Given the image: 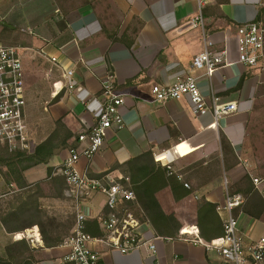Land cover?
<instances>
[{
	"label": "crops",
	"instance_id": "1",
	"mask_svg": "<svg viewBox=\"0 0 264 264\" xmlns=\"http://www.w3.org/2000/svg\"><path fill=\"white\" fill-rule=\"evenodd\" d=\"M60 3L0 0V26L5 27L2 23L6 22L12 27L5 31L22 49L26 115L37 145L46 141L61 121L74 135L68 140L69 147L77 146L79 135L95 122L103 83L112 72L116 85L126 94L124 127L109 131L102 151L91 160L82 158L79 171L99 175L146 152L171 169L180 166V171L194 158L193 162L201 161L204 167L217 162L219 175L205 181L196 195L176 202L170 188L159 191L156 198L162 210L167 214L163 196L173 204L186 202L196 208L201 197L217 207L223 205L226 177L231 191L245 199L235 210L241 234L247 235V241L264 236V192L253 183V178L264 179V58L256 67L240 64L236 38L239 25L257 20L264 23V0H211L203 9L206 31L215 49L227 51L229 64L214 73L210 84L201 77L202 72L194 74L207 97L213 91L238 107L218 126L213 125L210 113L195 116L188 99L157 104L151 94L152 85H170L189 71L194 56L203 50L201 29L189 24L198 13L197 0H81L75 7ZM41 49L57 57L64 68L75 70L77 90L52 96V84L61 72L49 76L51 64L38 54ZM48 126L51 130L46 133ZM68 148L48 164L23 173L30 189L40 179L61 183V197L55 200L65 214L71 206L63 196L64 180L59 175L48 176V168L59 166ZM188 174L184 172V176ZM8 185L10 194L19 191L15 182ZM40 197L43 200L44 196ZM88 208L93 217L101 214L104 197H94ZM224 216L219 215L221 219ZM96 225L92 220L88 223L90 234L99 230ZM33 227L38 225L24 232ZM13 231L9 233L0 220V256L14 241L13 235L20 234ZM142 232L147 239L157 238L149 220ZM155 244V256L146 249L123 255L100 246L101 264H220L216 252L170 231ZM35 248V264H60L68 252L60 246L46 248L44 242Z\"/></svg>",
	"mask_w": 264,
	"mask_h": 264
},
{
	"label": "built area",
	"instance_id": "2",
	"mask_svg": "<svg viewBox=\"0 0 264 264\" xmlns=\"http://www.w3.org/2000/svg\"><path fill=\"white\" fill-rule=\"evenodd\" d=\"M209 2L211 0H197L198 13L189 21L190 25L201 29L203 33V50L194 56L189 71L170 85H152L151 94L153 102L157 104L188 99L195 116L210 113L214 120L213 125L218 126L222 118L236 113L238 107L236 102L225 101L213 91L207 97L198 83L199 77L194 74L202 72L201 77L207 79L210 84L214 73L229 64L227 51L215 49V42L206 31L203 9ZM236 38L238 62L250 67L258 66L264 58V23L257 20L239 25ZM38 54L51 64L49 76L54 72H61L60 79L52 84V96L57 97L64 91L72 92L78 89L74 69L64 68L57 57L49 55L44 49ZM99 98L101 107L94 124L87 132L79 135V144L70 146L67 157L59 166L54 167L53 174L61 176L64 180L63 196L70 203L75 217L70 235L60 245L68 249L60 264H101V252L98 250L100 246L123 255L141 249H146L153 256L157 254L155 240L160 237H144L142 227L147 221L143 220L130 176L118 170L100 177H91L87 172L78 169L82 158L91 160L102 151L109 131L124 127L122 108L126 102V94L116 85L112 72L103 83ZM26 106L22 49L0 43V148L9 154H33L37 147L27 120ZM253 183L256 189L264 192V179L253 178ZM185 187L189 188V184L185 183ZM224 189V204L217 207L218 214L225 215L221 219L222 235L211 241H206L201 236H180L203 245L209 252H216L220 264H264V236L247 241V235L241 234L239 229L235 210L244 204V197L231 191L226 177ZM97 195L104 197V210L93 217L88 205ZM91 220L97 223L100 235L94 236L88 232V223ZM194 227L199 230L197 225ZM13 239L31 241L34 247L43 246L42 234L38 227L14 234Z\"/></svg>",
	"mask_w": 264,
	"mask_h": 264
},
{
	"label": "trees",
	"instance_id": "3",
	"mask_svg": "<svg viewBox=\"0 0 264 264\" xmlns=\"http://www.w3.org/2000/svg\"><path fill=\"white\" fill-rule=\"evenodd\" d=\"M6 29L7 28L4 27V30ZM57 126L59 127V129H56L55 132L46 141L37 145L33 154L8 153L10 155L9 157L5 159L0 158V163L6 166L9 177H11L13 179V182L16 183L19 191H23V189L26 188H28L26 190L30 189L23 176V173L26 170L39 166L41 164H48L51 158L69 147L68 140L74 136L73 133H71L61 121L57 122ZM62 129L65 130L66 135L63 139L58 141L57 135ZM155 161L156 160L154 159L152 153L146 152L141 157L133 159L125 163L124 165H115L112 170L108 172L99 175H89L91 177H100L102 175H105L106 173H111L118 170L121 171V173H123L124 175H128V173H130L132 176L130 177L132 181V188L136 193L137 200L140 205V210L143 213V220H149L157 237H160L165 233H169V231L176 236H180V234L189 235L196 238L201 236L206 241H211L217 238V236L215 237V235L221 236L223 233V227H221L222 221L218 215L216 204L207 202L206 200L203 201V205L208 208L209 212L217 213L218 224H220V229L217 231H214L212 229L209 231L206 227H203V230L199 228V232V230L194 227V222L197 218L195 214H192V216L188 219L181 216V213L183 212L182 204L186 202L174 203L170 216L164 213L161 205L156 198V194L159 191L165 188H170L173 192V196L176 202H179L180 200L186 198L191 193L190 191L185 189L184 185L180 183L175 176L169 174L166 175L165 173L158 172L157 170L154 171L151 167L155 166ZM53 173L54 168H48V176H51ZM134 184L139 187L135 189ZM60 197L61 196L58 195L57 198ZM33 210H36L37 212L38 203L34 202L33 196L28 195L27 198H22L20 200V203L13 204L9 211L5 213H2V211H0V220L9 233L15 232L13 230H18L17 232H23L26 228L32 227L34 225H40V223L29 216L30 214H32ZM22 217H24L25 220L28 219L25 221V224L21 225L15 223L16 220H21ZM74 222L75 217L73 216V224L71 229L74 226ZM92 235H100L99 230L94 232ZM42 239L44 242V247L46 248L58 247L64 241V238L52 239L48 236L46 237V235H43ZM17 242L20 245H26L24 239ZM17 242L14 241L6 247L5 256H0V264H12L13 256L11 246H13V244H16ZM24 264L30 263L24 262Z\"/></svg>",
	"mask_w": 264,
	"mask_h": 264
},
{
	"label": "rangeland",
	"instance_id": "4",
	"mask_svg": "<svg viewBox=\"0 0 264 264\" xmlns=\"http://www.w3.org/2000/svg\"><path fill=\"white\" fill-rule=\"evenodd\" d=\"M80 1L81 0H60V4L75 7L80 3ZM2 29H4V27L0 26V43L3 45L17 46V39H11V36L7 33V31ZM57 127L58 126H56L55 129H59V127ZM34 128L37 131L38 125L36 124ZM45 130L46 133H49L51 130V126L45 127ZM65 135V130H60V133H58L57 135L58 141L63 139ZM36 141L37 143L39 142L38 139H36ZM212 155H215V153H212ZM9 156L10 155L6 153L3 148H0V158L5 159ZM202 157H204V155H202ZM194 160L195 158L190 160L188 163L183 164L182 171H180V166L171 169L167 167V164H162L156 161L155 166H152L151 168L154 171L157 170L158 172H163L166 175L169 174L175 176L177 180L184 185V187L185 183L189 184V188L185 187V189L190 191L191 194L193 193L196 195V192L199 191L200 188H202V185L205 181L212 180L219 175V170L217 169V162H213L212 164L204 167L203 162H193ZM184 172H189L188 176H184ZM182 173L183 177L180 178L178 174ZM128 175L132 177L130 173H128ZM10 181H13V179L9 177L6 166L0 163V211H2V213L9 211L13 204L20 203V200L22 198L25 199L28 195H30L33 196L34 202L38 203V210L37 212L36 210H33L32 214H30L29 216L40 223L38 227L40 228V230L42 227V234L52 239H65L70 235L71 227L73 224L72 211L70 210V213L68 212L67 214L63 213L60 207V203L55 200V198L58 197L59 190L62 188L61 183H53L52 180L40 179L30 190L18 191L16 189L17 192L10 194L9 189H11V187L9 185L7 186ZM137 187L139 186L135 185V189ZM42 195L44 196L43 200L40 199V196ZM204 200V197L196 200L197 208L193 207L195 204H193L192 207L191 205H188L186 203L182 204L183 212L181 213V216L188 219L192 216V214H195L197 218L194 222V225H197L201 230H203V227H206L209 231L211 229L217 231L220 229V224H218L217 220V213L209 212L208 208L203 205ZM163 201L165 205V211L168 216H170L173 208V203L168 201L166 196H163ZM26 220L24 217H22L21 220H16L18 222L15 221V223L22 225L25 224ZM19 233H24V231ZM25 243L26 245H20L17 242L16 244H13V246H11L13 256L12 264H24V262L30 264L36 263L35 251H37V248L32 246L31 241L25 240Z\"/></svg>",
	"mask_w": 264,
	"mask_h": 264
},
{
	"label": "water",
	"instance_id": "5",
	"mask_svg": "<svg viewBox=\"0 0 264 264\" xmlns=\"http://www.w3.org/2000/svg\"><path fill=\"white\" fill-rule=\"evenodd\" d=\"M2 25L5 26V27H10V28H12V27H11L9 24H7L6 22H3Z\"/></svg>",
	"mask_w": 264,
	"mask_h": 264
},
{
	"label": "bare ground",
	"instance_id": "6",
	"mask_svg": "<svg viewBox=\"0 0 264 264\" xmlns=\"http://www.w3.org/2000/svg\"><path fill=\"white\" fill-rule=\"evenodd\" d=\"M30 233V232H29ZM21 234V233H20ZM39 241H41V240H39Z\"/></svg>",
	"mask_w": 264,
	"mask_h": 264
}]
</instances>
